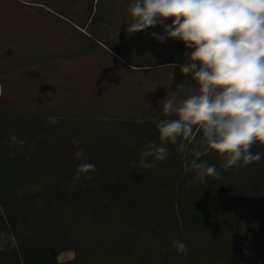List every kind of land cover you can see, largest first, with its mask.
<instances>
[{"label": "trees", "instance_id": "1", "mask_svg": "<svg viewBox=\"0 0 264 264\" xmlns=\"http://www.w3.org/2000/svg\"><path fill=\"white\" fill-rule=\"evenodd\" d=\"M129 3L0 0V264H264V158L224 169L209 150L197 162L220 175L202 182L196 132L189 151L167 143L141 165L174 118L159 101L198 85L180 72L183 42L127 33ZM104 50L132 75L108 92L93 64Z\"/></svg>", "mask_w": 264, "mask_h": 264}, {"label": "clouds", "instance_id": "2", "mask_svg": "<svg viewBox=\"0 0 264 264\" xmlns=\"http://www.w3.org/2000/svg\"><path fill=\"white\" fill-rule=\"evenodd\" d=\"M128 11L127 33L161 26L162 33H152L160 43L183 42L190 53L179 65L180 72L198 85L179 103L174 96L159 101L163 114L174 118L157 123L161 143L144 145L141 165L150 168L155 166L152 161L167 159V143L177 145V151H189L196 132L202 133L203 150L192 149L196 159L191 167L202 182L220 175L214 164L197 162L209 150L224 161V169L264 158L252 151L256 144L264 145V0H130ZM167 18H172L170 24H165ZM76 156H83V149ZM79 167L95 170L94 164ZM3 239L0 236V242ZM173 247L177 254L187 251L183 241H174Z\"/></svg>", "mask_w": 264, "mask_h": 264}, {"label": "rangeland", "instance_id": "3", "mask_svg": "<svg viewBox=\"0 0 264 264\" xmlns=\"http://www.w3.org/2000/svg\"><path fill=\"white\" fill-rule=\"evenodd\" d=\"M127 15H129V11H127ZM168 19L169 20L165 21V24L171 23V19L170 18H168ZM143 33L149 34L151 36H153L152 33L160 34V33H162V27L161 26L154 27V28L149 27V28L143 30ZM112 56H113L112 54H110L109 52L104 50V52L100 53L96 57L95 61L93 62V64L96 66L97 72L98 73L100 72L99 74L102 76L103 81L106 82L107 85L109 84L108 88L105 85L106 89H104V90H106L107 92L109 91L108 90L109 87H111V85L113 83H115L117 80L128 81L130 79V76H132L128 73V71H126L125 67L123 65H121L118 61H116ZM88 87H90V85L84 86V88H88ZM96 88H97V86H96ZM85 92L90 93V91H85ZM96 93L100 94L99 91H96ZM73 258H74V254L68 253V254L62 255L60 257V260L61 261H67V260H71Z\"/></svg>", "mask_w": 264, "mask_h": 264}]
</instances>
